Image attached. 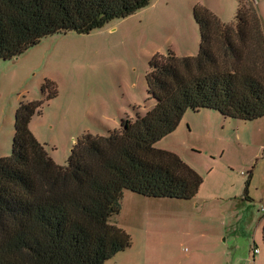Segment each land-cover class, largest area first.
<instances>
[{
	"label": "trees",
	"instance_id": "16d2710c",
	"mask_svg": "<svg viewBox=\"0 0 264 264\" xmlns=\"http://www.w3.org/2000/svg\"><path fill=\"white\" fill-rule=\"evenodd\" d=\"M150 3L0 0V60L17 58L55 34L104 28ZM193 14L198 54L168 51L149 62L147 92L154 108L121 119L106 136L83 134L64 165L30 130L44 102L55 97L54 85L42 87L45 101L19 104L12 154L0 158V264H105L132 246L131 236L111 223L125 191L156 199L198 195L201 176L178 155L157 149L188 110L242 121L264 118V32L254 1L240 5L232 24L203 6Z\"/></svg>",
	"mask_w": 264,
	"mask_h": 264
},
{
	"label": "rangeland",
	"instance_id": "374dc122",
	"mask_svg": "<svg viewBox=\"0 0 264 264\" xmlns=\"http://www.w3.org/2000/svg\"><path fill=\"white\" fill-rule=\"evenodd\" d=\"M152 1L104 28L55 34L17 58L0 60V158L1 152L12 154L19 104L45 101L47 81L55 97L44 102L30 129L59 165L83 134L106 136L120 128L122 117L135 119L154 108L147 92L149 62L167 54V36L179 38L178 30L183 35L186 14L195 19L190 0L164 9ZM157 149L178 155L201 176L199 193L175 200L125 191L111 223L131 236L133 246L106 264H248L255 246L261 251L256 264H264V119L188 110Z\"/></svg>",
	"mask_w": 264,
	"mask_h": 264
},
{
	"label": "crops",
	"instance_id": "0c3cea01",
	"mask_svg": "<svg viewBox=\"0 0 264 264\" xmlns=\"http://www.w3.org/2000/svg\"><path fill=\"white\" fill-rule=\"evenodd\" d=\"M174 1H176V0H153L152 5L153 4H161L158 7H161L162 9H164L165 6L168 7L169 5L173 4ZM249 1L250 0H215V2H212V1L208 0V1L202 2L200 0H190L189 6H190L191 10L193 8H195L196 6H203V7L207 8L210 12H212L214 15H216L220 19L221 22H223L225 24H232L235 21V17L237 15V12H238L240 5L245 4V3L248 4ZM251 1H254V5L258 10L259 16L262 20V29L264 32V0H251ZM186 17H188V20H187L188 21L187 22L188 28L183 30V32H182L183 35L181 36V31L178 30L179 38L167 36L165 38V41L163 42V46L168 48V51L174 52L179 57H194L197 55V53L199 51V46H200V41H201L200 40V31H198L196 28V25H197L196 21H195L196 24L192 22V15L190 13H188V14H186ZM184 35H188V38H185ZM123 118L124 117H122L121 119H123ZM261 119H264V118H261ZM30 130L34 134V136L37 138L34 131L32 129H30ZM109 131H111V130H109ZM91 134H93V133H91ZM38 141L40 143H42L39 139H38ZM75 143H76V140H75ZM1 153H2L1 158H2V156L7 155V152H5V151L1 152ZM53 160L56 163H58L54 158H53ZM248 200L253 201L250 198ZM251 252H252V250L249 252L248 259L250 257ZM119 254H117L116 256H118ZM260 254H261V251H260L259 255ZM109 261H107V262H109Z\"/></svg>",
	"mask_w": 264,
	"mask_h": 264
},
{
	"label": "built area",
	"instance_id": "2783aa9c",
	"mask_svg": "<svg viewBox=\"0 0 264 264\" xmlns=\"http://www.w3.org/2000/svg\"><path fill=\"white\" fill-rule=\"evenodd\" d=\"M261 213L264 215V205L260 208ZM260 250L256 246L252 249L250 257L248 259V264H256V257L259 255Z\"/></svg>",
	"mask_w": 264,
	"mask_h": 264
}]
</instances>
